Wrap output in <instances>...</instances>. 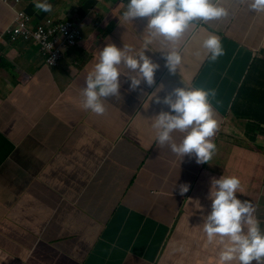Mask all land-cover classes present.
<instances>
[{
  "label": "crops",
  "instance_id": "crops-1",
  "mask_svg": "<svg viewBox=\"0 0 264 264\" xmlns=\"http://www.w3.org/2000/svg\"><path fill=\"white\" fill-rule=\"evenodd\" d=\"M219 3L226 15L198 19L176 39L183 48L175 73L163 55L146 49L160 65L155 83L132 90L121 77L120 94L106 98L103 114L82 107L83 72L91 71L96 49L87 50V44L52 70L39 52L29 54L34 44L5 49L0 173L6 171L9 180L0 177V192L3 186L7 192L0 202V264H32L33 247L45 248L65 231L91 252L84 264H216L218 247L208 242L200 223L211 207L210 178L222 174L239 177L237 195L256 206L264 228V12L250 10L247 0ZM6 10L11 13L0 6V15L9 18ZM209 33L224 48L215 61L201 48ZM136 37L130 32L127 44ZM183 84L216 91L210 98L218 121L216 152L208 163L181 161L167 145L157 144L150 127L151 117L168 110L151 94L163 85L157 93L162 98ZM173 136L182 139L180 132ZM67 142L72 145L65 147ZM63 149L70 160L59 154ZM185 182L190 189L181 195ZM82 186L94 213L74 204ZM196 200L202 211L194 207Z\"/></svg>",
  "mask_w": 264,
  "mask_h": 264
},
{
  "label": "clouds",
  "instance_id": "clouds-1",
  "mask_svg": "<svg viewBox=\"0 0 264 264\" xmlns=\"http://www.w3.org/2000/svg\"><path fill=\"white\" fill-rule=\"evenodd\" d=\"M1 1L0 5L4 4ZM26 1L20 13L9 10L13 18L9 16L10 27L0 33V59H7L5 49L10 44L30 43L39 47L45 66L52 70L68 54L80 53L88 44L87 50L96 49L98 56L91 71L83 72L82 107L96 114L106 111V98L120 94L121 77L127 78L132 90L142 82L149 86L155 83L160 65L146 55V49L163 55L165 66L175 73L183 48L176 39L198 19L207 21L227 14L219 0H33L32 5ZM247 7L264 12V0H247ZM111 29L121 32L107 40L104 34ZM88 30L92 32L90 37ZM130 32L138 35L133 45L126 42ZM140 42L142 48L138 47ZM201 48L212 61L224 55L221 39L214 33L202 40ZM69 84L71 87L73 81ZM162 90L163 85L151 94L155 102L168 108L149 119L155 141L167 145L181 161L188 157L196 164L208 163L216 152L212 137L218 121L210 100L216 95L215 89L183 84L161 98L157 93ZM174 132L182 134L179 142ZM189 189L190 183L185 182L178 191L183 195ZM240 190L241 181L235 175L210 178L207 199L211 207L201 215L200 226L208 242L218 247L216 264H264V228L255 215L256 206L238 197ZM88 202L87 186H82L74 204L94 213ZM194 207L203 210L199 200ZM33 248L36 258L32 264H84L91 253L68 231L45 248Z\"/></svg>",
  "mask_w": 264,
  "mask_h": 264
},
{
  "label": "rangeland",
  "instance_id": "rangeland-1",
  "mask_svg": "<svg viewBox=\"0 0 264 264\" xmlns=\"http://www.w3.org/2000/svg\"><path fill=\"white\" fill-rule=\"evenodd\" d=\"M0 18L6 19V17H4V16H2V15H0ZM5 27H6V26L3 25V24L1 23V21H0V33L4 30ZM120 32H121L120 29H111V30H108V31L104 34V36L106 37L107 40H110V39L116 38L117 35H118ZM18 49H20V47H16V50H18ZM28 52H29L30 55H34V54H37L38 52L40 53V49H39V47H30V48L28 49ZM4 63L7 64V65H9V62H4ZM69 145H72V143H71V142H67V143L65 144V147H69ZM65 149H67V148H65ZM65 149L61 150V151L59 152V154H60V155H65V156L70 160L71 155L69 154V151H68V150H65ZM52 167H57L56 154H53V163H52ZM5 175H6V171H3V172L0 173V177L4 178V181L9 180V178L5 179V178H6ZM6 194H7V192H6V190H5L4 186H3V190L0 192V202H2V199H3V197H4Z\"/></svg>",
  "mask_w": 264,
  "mask_h": 264
},
{
  "label": "trees",
  "instance_id": "trees-1",
  "mask_svg": "<svg viewBox=\"0 0 264 264\" xmlns=\"http://www.w3.org/2000/svg\"><path fill=\"white\" fill-rule=\"evenodd\" d=\"M0 2H2V1L0 0ZM3 3L4 4L0 5L1 8L9 9V10L13 9L14 10L13 14H17V13H20L22 11L21 6L23 4V0H3ZM6 12H8V11L6 10ZM9 14L13 18V15L11 13H9ZM0 21L3 25L6 26L5 28L10 27V24H11L10 18H8V17H6V19L1 18Z\"/></svg>",
  "mask_w": 264,
  "mask_h": 264
},
{
  "label": "built area",
  "instance_id": "built-area-1",
  "mask_svg": "<svg viewBox=\"0 0 264 264\" xmlns=\"http://www.w3.org/2000/svg\"><path fill=\"white\" fill-rule=\"evenodd\" d=\"M18 30H20V29H18ZM18 31L17 30H15V33H17Z\"/></svg>",
  "mask_w": 264,
  "mask_h": 264
}]
</instances>
